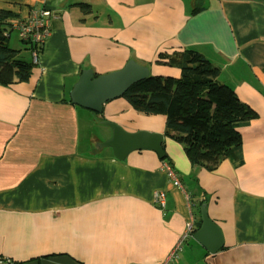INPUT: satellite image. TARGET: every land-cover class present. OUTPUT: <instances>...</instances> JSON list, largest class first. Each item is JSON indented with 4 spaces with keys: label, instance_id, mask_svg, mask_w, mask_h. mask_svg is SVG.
<instances>
[{
    "label": "crops",
    "instance_id": "1",
    "mask_svg": "<svg viewBox=\"0 0 264 264\" xmlns=\"http://www.w3.org/2000/svg\"><path fill=\"white\" fill-rule=\"evenodd\" d=\"M42 8L54 17L37 62L14 48L30 56V77L0 85V264H264V0H0L13 20ZM185 51L217 68L258 115L237 129V168L228 160L211 172L192 168L164 136L165 117L121 97L100 114L70 102L82 70L99 76L133 60L179 77L157 61ZM103 121L162 134L181 188L154 152L117 160L99 148L94 124L109 132L102 141L112 134ZM158 191L164 208L153 201ZM202 205L223 240L214 254L192 239ZM187 223L193 231L182 239Z\"/></svg>",
    "mask_w": 264,
    "mask_h": 264
},
{
    "label": "trees",
    "instance_id": "2",
    "mask_svg": "<svg viewBox=\"0 0 264 264\" xmlns=\"http://www.w3.org/2000/svg\"><path fill=\"white\" fill-rule=\"evenodd\" d=\"M81 9L84 13L90 11L88 5ZM16 17L12 12L0 10L1 86L26 82L31 74V61L23 59L20 50L9 47L12 31L9 19L14 21ZM22 44L31 56L28 45ZM157 63L178 68L180 76L149 75L132 85L121 98L144 115L164 116V136L182 146L192 168L211 172L224 160L239 167L242 139L237 129L258 115L232 89L218 81L219 70L200 54L192 51L170 56L160 54ZM162 150L164 156L160 162H167L163 143ZM200 224L199 220L197 228Z\"/></svg>",
    "mask_w": 264,
    "mask_h": 264
},
{
    "label": "water",
    "instance_id": "3",
    "mask_svg": "<svg viewBox=\"0 0 264 264\" xmlns=\"http://www.w3.org/2000/svg\"><path fill=\"white\" fill-rule=\"evenodd\" d=\"M149 75L146 66L133 60H129L119 70L96 77L92 70H82L69 92V99L75 106L100 114L107 101L120 98L132 85L143 81ZM101 123L110 128L112 134L108 140L98 144V147L110 148L117 160H124L129 153L142 150L154 152L159 159L164 156L162 134L142 130L129 133L115 123ZM199 211L201 224L192 234V239L208 253L214 254L223 244L220 229L209 219L205 205Z\"/></svg>",
    "mask_w": 264,
    "mask_h": 264
},
{
    "label": "built area",
    "instance_id": "4",
    "mask_svg": "<svg viewBox=\"0 0 264 264\" xmlns=\"http://www.w3.org/2000/svg\"><path fill=\"white\" fill-rule=\"evenodd\" d=\"M53 17L54 15L52 10L42 8L38 11H31L29 16L24 19L10 21L11 30H15L20 42L27 44L30 48L33 63L37 62L41 47L49 36L50 21ZM161 168L165 172L170 184L181 188L180 182L170 164L168 162H162ZM153 201L160 208H164L166 205L165 193L162 191L155 192L153 195ZM192 231V224L187 223L185 227V234L182 239L187 237Z\"/></svg>",
    "mask_w": 264,
    "mask_h": 264
},
{
    "label": "rangeland",
    "instance_id": "5",
    "mask_svg": "<svg viewBox=\"0 0 264 264\" xmlns=\"http://www.w3.org/2000/svg\"><path fill=\"white\" fill-rule=\"evenodd\" d=\"M203 4H204V2H203ZM21 46H23V44H22V43L20 42V40L18 39V37H17V32H16L15 30H12V31L10 32L9 47L12 48V49H14V48H19V47H21ZM28 56H29V55H28ZM22 57H23V59L30 58V56L27 57L26 54H24V56H22ZM26 57H27V58H26ZM148 69L150 70V68H148ZM150 75H152V74H150ZM152 76H155V75H152ZM94 125H95V126H93L92 129H95V130H94V135H95V137L101 141L100 143L105 142V140L102 141L101 139L104 138V137H107V134H108L109 132L106 131L104 128H103V132H102V131H101L102 128L99 127V125H97V123L94 124ZM107 129H108V128H107ZM109 129H110V128H109ZM104 150H106V152H111V149H110V148H104ZM188 195H189V194H188ZM191 202H193V200H192Z\"/></svg>",
    "mask_w": 264,
    "mask_h": 264
}]
</instances>
